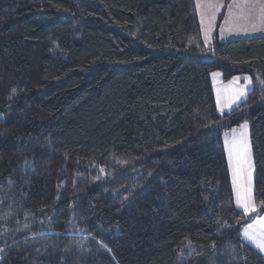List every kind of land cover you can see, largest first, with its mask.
<instances>
[{
	"label": "trees",
	"instance_id": "trees-1",
	"mask_svg": "<svg viewBox=\"0 0 264 264\" xmlns=\"http://www.w3.org/2000/svg\"><path fill=\"white\" fill-rule=\"evenodd\" d=\"M217 28L195 0H0V264H264L222 138L248 122L264 207V37ZM215 72L253 84L221 114Z\"/></svg>",
	"mask_w": 264,
	"mask_h": 264
},
{
	"label": "rangeland",
	"instance_id": "rangeland-1",
	"mask_svg": "<svg viewBox=\"0 0 264 264\" xmlns=\"http://www.w3.org/2000/svg\"><path fill=\"white\" fill-rule=\"evenodd\" d=\"M198 4L201 5V7L198 8L197 4H196L197 11H198V13L203 14V17H204L203 18V24H204V26H203V38H204L205 42L210 41L212 33H213V31L217 25H218L217 35L219 34L218 36H221V33H222V35H224L225 33L226 34L229 33L232 35V37H237V35H235V33H234L235 31L238 30V27H239V24L237 21H235V20L230 21L229 20V22H228V20H227V21H224L223 23H221V22L217 23V21L214 23V21L212 19H210L209 10L204 11V12L202 11L203 9H205L204 7L207 6L205 4L204 0H198ZM210 22H211V24H210L211 29H208L207 26H209ZM214 25H215V27L212 30V26H214ZM219 26H220V32H219ZM211 30H212V32H211ZM242 34H244L243 36H246L245 33H242ZM206 36H207V39L205 38ZM221 38H224V37H221ZM219 39H220V37H219ZM245 77H248V76L234 77L232 79L224 80L223 74L220 72H215V75L211 74L210 79H211V84L213 87V92H214V97H215V102H216V109H217L218 113H220V114L225 113V112H227V110H230V108L231 109L234 108V107H229L230 102L233 101V97L237 94V92L241 88H246L245 95L241 96L239 99L235 100L236 105H234V106H237L242 100H245L247 93L253 89V84L252 83L247 84V82L244 79ZM245 123H247L246 132H247L248 143L250 145V142H249V125H248V122H246V121H244L242 124H245ZM241 125L232 129V130L224 132L222 138H223V144H224V150H225V155H226V162H227V166H228L230 181L232 184V190H233V194H234V205L237 209L241 210L244 213L243 209L237 203V193L242 191L241 186L237 185L234 188V185H233V176H234V173H235L236 167H237L233 141L235 140L238 142L241 138V134L245 131L244 129L241 128ZM250 152H251V147H250ZM230 156H231V159H230ZM251 165H252V168H251L250 195L252 197L254 205H256L254 198H253L254 165H253L252 155H251ZM245 215H247L249 218L247 219L248 221L246 222L247 225L245 224L246 225V226L244 225L245 227L242 226V228H241L242 231H244V229L248 228L250 225H254V226L258 225V221L261 217V214H255L254 215L253 212H250V213L245 214ZM258 228H260V226H258ZM242 233L243 232H241V235H242ZM260 254L264 257V253H260Z\"/></svg>",
	"mask_w": 264,
	"mask_h": 264
},
{
	"label": "snow or ice",
	"instance_id": "snow-or-ice-1",
	"mask_svg": "<svg viewBox=\"0 0 264 264\" xmlns=\"http://www.w3.org/2000/svg\"><path fill=\"white\" fill-rule=\"evenodd\" d=\"M235 6L237 8L243 7L246 9L250 20H259L264 23V0H244L243 6L240 4H236ZM197 7L200 8L201 5L198 4ZM232 7V5L229 6L230 10ZM201 22L203 23V18ZM205 38L207 39V36ZM244 79L247 84H251V80L248 77H245ZM261 84L264 86V82H261ZM245 91L246 88L239 89L237 94L233 97V102L241 96H244ZM241 128L245 131L241 134L240 140L238 142L235 140L233 141L237 164L233 176V185L234 188L237 185L241 186L242 191L237 193V203L243 209L244 213L248 214L250 212H256V207L250 195L252 165L250 145L248 143L246 132L247 123L242 124ZM25 163H27V161ZM258 223L261 225L260 228L250 225L248 228L244 229L242 236L244 241L253 245L260 253H264V219L259 220Z\"/></svg>",
	"mask_w": 264,
	"mask_h": 264
},
{
	"label": "crops",
	"instance_id": "crops-1",
	"mask_svg": "<svg viewBox=\"0 0 264 264\" xmlns=\"http://www.w3.org/2000/svg\"><path fill=\"white\" fill-rule=\"evenodd\" d=\"M204 2L207 5V7H204L205 9H203L202 11L204 12V11L209 10L210 19H212L215 23L217 21V18L219 17V15L224 10L225 0H204ZM243 3H244V0H229L228 4L225 6V10H224V14H223V18H222L221 23H223L224 21H227V20H228V22H229V20L230 21L235 20L238 22L239 27H238V30L234 32L235 35H237V37H232V35L229 33L228 34L225 33L224 35H222V33H221V36H218V38L220 37L221 41L238 40V39L253 38V37H259V36L264 37V23L260 22L259 20H250L248 18V14H247L246 9H244L243 7L237 8L235 6L236 4H240L241 6H243ZM196 4L198 5V0H195V5ZM230 5L233 6L231 8V10L229 8ZM196 10H197V7H196ZM197 15H198V20L200 23L202 35H203L204 24L201 21H202V18H204V17H203V14L198 13V11H197ZM210 24H211V22L209 23V26H207L208 29H211ZM214 27H215V25L212 26V30ZM212 30H211V32H212ZM219 32H220V26H219ZM242 33H245L246 36H243L244 34H242ZM221 37H224V38H221ZM214 74L215 73H213V75ZM235 103L236 102L231 101L229 107H235L234 106V105H236ZM230 110H231V108H230ZM227 111H229V110H227ZM255 207L257 208L258 206L255 205ZM261 219H264V212L261 214V217L259 220H261ZM258 226L261 227V225L259 223L255 227L258 228Z\"/></svg>",
	"mask_w": 264,
	"mask_h": 264
},
{
	"label": "water",
	"instance_id": "water-1",
	"mask_svg": "<svg viewBox=\"0 0 264 264\" xmlns=\"http://www.w3.org/2000/svg\"><path fill=\"white\" fill-rule=\"evenodd\" d=\"M264 212V207L263 206H259L256 208V212H253V214H261Z\"/></svg>",
	"mask_w": 264,
	"mask_h": 264
}]
</instances>
